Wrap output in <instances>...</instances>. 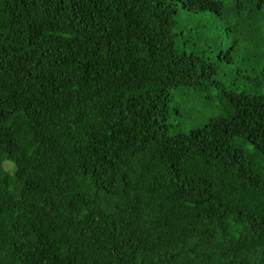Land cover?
Returning a JSON list of instances; mask_svg holds the SVG:
<instances>
[{
	"label": "trees",
	"instance_id": "1",
	"mask_svg": "<svg viewBox=\"0 0 264 264\" xmlns=\"http://www.w3.org/2000/svg\"><path fill=\"white\" fill-rule=\"evenodd\" d=\"M0 264H264V0H0Z\"/></svg>",
	"mask_w": 264,
	"mask_h": 264
},
{
	"label": "rangeland",
	"instance_id": "2",
	"mask_svg": "<svg viewBox=\"0 0 264 264\" xmlns=\"http://www.w3.org/2000/svg\"><path fill=\"white\" fill-rule=\"evenodd\" d=\"M216 21H217V16L211 15L209 13L190 15V16H188L187 19L180 18L181 26H183L185 29L195 28L196 31H193L194 33H196V32L199 33L200 32L199 28L201 26L209 25L211 23L215 24ZM180 37H182L183 39H188L184 34H180ZM178 40H179L178 43L180 44L182 39L179 38ZM190 42L191 41L188 40V45L190 44ZM236 48L238 49V50L236 49V51H237L236 55L239 56V60H235L237 66L240 68L242 66L251 67L249 65L252 61H254V58L256 57L255 56L256 54L254 53L255 51L250 46H247L245 44V42H243V41L238 42V44L236 45ZM186 50L190 51V47H188ZM246 55L249 56V60H251L249 65H247L248 63L242 61V59L245 58L244 56H246ZM232 57L233 56L230 55V58H232ZM240 58H242V59H240ZM177 100H178V96L175 95L174 96V104L177 102ZM192 112H193L192 116L197 117V119L192 122V125H195L196 123H201L202 121L208 120L209 118L214 116L213 110L211 108L206 107V106L201 109L200 106L193 105L192 106ZM193 123H195V124H193Z\"/></svg>",
	"mask_w": 264,
	"mask_h": 264
}]
</instances>
